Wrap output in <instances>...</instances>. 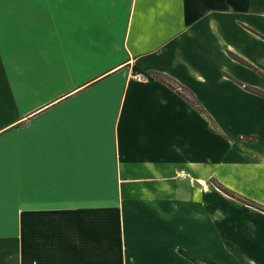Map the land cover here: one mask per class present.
I'll use <instances>...</instances> for the list:
<instances>
[{
	"label": "crops",
	"instance_id": "1",
	"mask_svg": "<svg viewBox=\"0 0 264 264\" xmlns=\"http://www.w3.org/2000/svg\"><path fill=\"white\" fill-rule=\"evenodd\" d=\"M252 88L264 0H0V264H212L215 182L264 206Z\"/></svg>",
	"mask_w": 264,
	"mask_h": 264
},
{
	"label": "rangeland",
	"instance_id": "2",
	"mask_svg": "<svg viewBox=\"0 0 264 264\" xmlns=\"http://www.w3.org/2000/svg\"><path fill=\"white\" fill-rule=\"evenodd\" d=\"M215 185L217 186V182H215ZM221 185L224 186L223 184ZM226 188L230 189L228 187ZM231 191H233L239 198H235L229 195L228 193L226 192L225 193L237 199L239 203L229 197L224 198L226 200L219 197L216 198V204H218L217 211L219 210L220 207V209H223L224 213L225 212L226 213L224 214L223 212L220 213L217 212V214L214 217L217 225L216 226L217 248L215 249L216 251L215 258L213 259L212 264H250L248 260L249 258H246L249 257L247 254L252 255L258 260L259 259L262 260V262L264 263V246L262 242V239L264 240V232L261 233L256 231V227L258 223L257 222L258 220L256 218L257 213L254 210L250 209V207H247L246 205H243L240 202L244 204L245 201L250 202L251 204L254 203L255 205H261V204H259L254 200L242 196L241 194L235 192L234 190ZM259 220L262 221V219ZM200 223H202V220L200 221ZM107 234L109 235L110 232H107ZM186 256L188 257L187 261L191 262V264H208L207 263L208 255L205 254V249H201L200 256L195 257V260L191 259V255L189 254ZM108 258L110 259L111 257ZM107 264H124V263L110 262Z\"/></svg>",
	"mask_w": 264,
	"mask_h": 264
},
{
	"label": "trees",
	"instance_id": "3",
	"mask_svg": "<svg viewBox=\"0 0 264 264\" xmlns=\"http://www.w3.org/2000/svg\"><path fill=\"white\" fill-rule=\"evenodd\" d=\"M162 80H164L166 83H168L169 85H171L172 87H174L175 89H177L179 92H181V93H182V94H183V95H184L189 101H191V103H193V104H195L196 106H198L197 103H196V101H195V98L193 97V95H192L189 91H187L186 89H184V88L181 87L180 85H177L175 82L171 81V80H170L169 78H167V77H162ZM252 90L264 96V91H262V90H260V89H257V88H252ZM198 107H199V106H198ZM199 108H200V107H199ZM200 109L202 110V108H200ZM202 111H203V110H202ZM217 186H218L221 190H223L224 192L228 193L229 195H231V196H233V197H235V198H239V197H237V195H236L233 191H231L230 189H227L226 187L222 186L219 182H217ZM242 201H243V200H242ZM245 203H247V204H249V205H252V206H254V207H257V208H259V209L264 210V207L261 206V205H255L254 203L251 204L250 202H246V201H245Z\"/></svg>",
	"mask_w": 264,
	"mask_h": 264
},
{
	"label": "built area",
	"instance_id": "4",
	"mask_svg": "<svg viewBox=\"0 0 264 264\" xmlns=\"http://www.w3.org/2000/svg\"><path fill=\"white\" fill-rule=\"evenodd\" d=\"M184 171H182V173H183Z\"/></svg>",
	"mask_w": 264,
	"mask_h": 264
}]
</instances>
